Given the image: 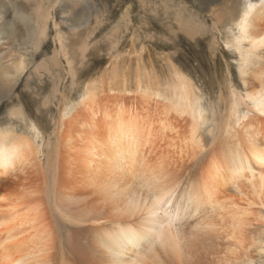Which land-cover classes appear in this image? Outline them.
I'll return each instance as SVG.
<instances>
[{
    "label": "bare ground",
    "instance_id": "6f19581e",
    "mask_svg": "<svg viewBox=\"0 0 264 264\" xmlns=\"http://www.w3.org/2000/svg\"><path fill=\"white\" fill-rule=\"evenodd\" d=\"M239 9L224 43L245 92L230 87L212 129L195 81L168 59L158 72L135 46L112 57L77 101L60 104L40 145L32 123L27 135L0 127V182L45 158L41 192L23 182L0 190V264H253L251 252L264 251V67L255 69L264 64V0ZM16 14L40 47L44 7ZM55 39L66 58L59 32ZM27 69L26 59L0 55V92Z\"/></svg>",
    "mask_w": 264,
    "mask_h": 264
},
{
    "label": "rangeland",
    "instance_id": "374dc122",
    "mask_svg": "<svg viewBox=\"0 0 264 264\" xmlns=\"http://www.w3.org/2000/svg\"><path fill=\"white\" fill-rule=\"evenodd\" d=\"M242 2L0 0V28L4 27L8 33L4 45L0 46V55L5 62L19 58L28 62V69L16 86L0 92V127L11 126L16 134L27 135L26 130L32 123L41 134L36 142L40 145L42 137H52L60 104L64 107L77 101L85 83L104 69L112 57H125L132 46L137 51L143 50L144 57L151 58L158 72L167 70L168 59L192 78L202 93L208 119L217 124L224 114L230 87L241 94L245 92L238 57L224 43L231 26L228 21L238 14ZM41 5L49 20L47 36L38 47L32 44L28 34L31 28L27 29L15 17L19 12L32 18ZM192 26L198 29L194 31ZM57 32L63 37L70 64L67 57L55 53L59 48L55 39ZM261 54L264 58V51ZM261 67L264 64L255 69ZM210 119L206 131L212 129ZM42 155H39L41 165L45 160ZM41 165H29L30 169L26 167L18 175L0 182L1 192L18 189L23 185L21 182L28 191L41 192L43 189L39 188L45 184ZM259 225L255 223L253 228ZM260 231H264V225ZM261 237L264 240V234ZM54 250L58 254L56 245ZM256 251L251 252L253 264H264V251Z\"/></svg>",
    "mask_w": 264,
    "mask_h": 264
}]
</instances>
